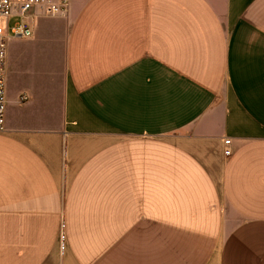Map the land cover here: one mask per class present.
<instances>
[{
    "label": "crops",
    "instance_id": "0c3cea01",
    "mask_svg": "<svg viewBox=\"0 0 264 264\" xmlns=\"http://www.w3.org/2000/svg\"><path fill=\"white\" fill-rule=\"evenodd\" d=\"M28 18L8 37L0 264H264V0Z\"/></svg>",
    "mask_w": 264,
    "mask_h": 264
},
{
    "label": "built area",
    "instance_id": "2783aa9c",
    "mask_svg": "<svg viewBox=\"0 0 264 264\" xmlns=\"http://www.w3.org/2000/svg\"><path fill=\"white\" fill-rule=\"evenodd\" d=\"M71 0H0V133L7 131V93H6V61H7V40L8 29L2 26V19L26 18L33 10H39L44 17L56 18L67 15ZM8 26V25H7ZM13 37H29L31 31L24 21H16L10 29ZM27 96L22 97L26 101ZM225 155L229 156L231 151L230 140L225 141ZM65 225H61L60 246L62 250L66 247Z\"/></svg>",
    "mask_w": 264,
    "mask_h": 264
},
{
    "label": "rangeland",
    "instance_id": "374dc122",
    "mask_svg": "<svg viewBox=\"0 0 264 264\" xmlns=\"http://www.w3.org/2000/svg\"><path fill=\"white\" fill-rule=\"evenodd\" d=\"M16 21H24V22H30V18H28V17H26V18H16V19H14V18H10V19H2V26L4 27V28H7L8 29V31H7V33H8V35H11V33H10V29H11V27H13V25H14V23L16 22ZM8 25V26H7ZM12 36V35H11ZM11 41V40H10ZM10 41L9 40H7V48L9 49V45H11L10 44ZM41 41V40H40ZM39 41V42H40ZM32 43H34L35 45H37V46H40L39 45V43L38 42H33L32 41ZM14 43H12V50H13V47H14ZM28 46H31V44L29 43V44H22V47L23 48H30V47H28ZM39 50L41 51V49L39 48Z\"/></svg>",
    "mask_w": 264,
    "mask_h": 264
}]
</instances>
